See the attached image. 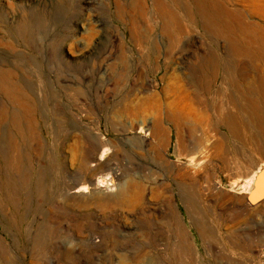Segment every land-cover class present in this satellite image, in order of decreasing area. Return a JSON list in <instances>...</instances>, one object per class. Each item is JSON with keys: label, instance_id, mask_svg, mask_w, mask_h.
I'll return each mask as SVG.
<instances>
[{"label": "rangeland", "instance_id": "1", "mask_svg": "<svg viewBox=\"0 0 264 264\" xmlns=\"http://www.w3.org/2000/svg\"><path fill=\"white\" fill-rule=\"evenodd\" d=\"M197 1L0 0V264H264V200L245 202L264 154L213 112L219 102L234 112L221 88L238 95L258 70L229 55L232 77L214 80L205 107L194 102L183 76L225 53ZM216 1L264 27V0ZM161 7L189 31L168 38ZM181 169L211 174L214 189L200 186L192 215L179 201ZM71 185L129 191L75 205L64 195ZM176 211L180 226L166 222Z\"/></svg>", "mask_w": 264, "mask_h": 264}, {"label": "bare ground", "instance_id": "2", "mask_svg": "<svg viewBox=\"0 0 264 264\" xmlns=\"http://www.w3.org/2000/svg\"><path fill=\"white\" fill-rule=\"evenodd\" d=\"M195 1H196V3L199 2L197 0H195ZM203 1H206V3H208L207 4L208 12L205 14H202L200 17V20H204V22L202 21V23L205 26L204 27L205 32H209L212 35L217 34L218 38H222L224 40L225 47L223 49L225 50V53L224 54L222 53L221 56H223V57H220V54H219V56H217V58L220 57L219 60H217V58L212 55V58H209V60H207L203 64L198 65V69H197L198 72L196 75H194V77L183 76V79L185 80L184 81L185 87H186L185 90L187 89L186 91H188V90L191 91L194 102L197 105H201V106L203 105L202 107H205L204 106V100L208 96L210 97L209 94H211V90H212V87L214 85V80L219 79L220 81H218V82H221V84L222 83L224 84L223 81L228 82L229 78L232 77V72H233L232 69L233 68L230 65V62L227 60V57L229 55H232L233 57H235V59H238V58L249 59V61L252 62L258 70V72H256V74H257L256 80H248L244 84L245 91H242L239 94L237 93L238 95L232 94L230 92L228 94V91L224 90V87L226 89V86L221 88V89H223L224 92L220 91V90H216L215 92L217 93V95H213V96L219 97L220 94L218 95V93L223 92L224 94H222V95L226 94L225 96L228 97V99L230 100L229 104H232V105L234 104V105H238V106H237V108L234 106L236 108V110L234 112H231L232 110L230 109L229 105H228V107L231 111L230 110L228 111L227 110L228 107L227 108L224 107V105L222 103L219 102V104L217 103L218 104L217 105L214 102L215 107H214L213 112H215L216 118H217L214 121L218 122L219 124H222L223 126H225V128L227 127L229 129V131L232 132V134H234V135H238V131L240 130V127L243 126L242 129L244 128V130L246 131L245 137L247 136V139H248L247 141H249V142L251 141L255 145L253 147L254 148L253 150H255L259 154H264V27H261V26H258L256 24H252V23H248V22L244 21L240 12H238V11L233 12L234 10L232 12H230L231 10H229V11L226 10V8L223 5H220L218 3V1H216V0H203ZM200 3H203L202 0H200ZM203 8H205V7L204 6L201 7V9H203ZM161 10H162L161 12H163V17L167 18V20H168L166 26L164 27V33L166 34V36L168 38H176L181 33L189 31V30L186 31L184 29L182 23H180L181 21L179 19V16H177V14L167 11V9L165 7H161ZM184 15L186 18H189V20L190 19L192 20V17H195L194 14H192V13H186ZM191 15H192V17H191ZM187 29H189V28H187ZM215 55H216V53H215ZM182 75H184V74H182ZM216 93H214V94H216ZM251 93H256V95L259 97L260 100L258 102H255L254 99L253 100L248 99V97L251 96L250 95ZM247 95H248V97H247ZM252 96L254 97V95H252ZM257 96H256V98H257ZM226 97H224L225 100H226ZM236 97L238 99L240 97V100H237ZM214 100H219V99L216 98V99H213V101ZM227 103L225 104V106L227 105ZM210 105H212V104H210ZM173 120H174V124H175L176 128H178L180 123H181V120L180 119H173ZM249 123L255 124L259 130L258 133H260L261 135L260 134L256 135L257 133L253 134L252 133L253 131L250 130V128H248ZM212 126H214V125H212ZM215 126H216V124H215ZM153 127L155 128V129L153 128V130H152V132L154 131L153 134L155 133L156 135H164V127H162V124L160 122H156ZM240 133H242V132H240ZM179 136H182V135L179 134ZM157 137H159V136H157ZM240 137H243V136H239V138ZM178 143H179V145H182L184 143L183 139L179 138ZM103 157H105V156H102V158ZM191 161H192V159H191ZM202 161L204 163L205 159H203ZM13 162H15L17 164V162L15 160H12V164H13ZM229 163H231V162H229ZM223 166L224 167L228 166V168L230 167L229 169H231V168L233 169V167H234V165H231V164H225ZM200 169L205 170L204 166H202V168H200ZM223 169H225V168H223ZM198 171H200V170L188 171L187 169H185V170L181 169L176 173V175H177L176 178L178 177L182 181V184H183L182 186L178 187V188H180V190L183 193V195L180 196V198H179L180 205L183 207L184 211L186 213H188V215H192L193 211L196 208V203H197V201H196L197 199L195 196L196 193H199L200 189H202V188H204L205 192L208 191V189H210V190H211V188L214 189V187L209 185L210 184L209 178L211 177L210 171H207L208 174L201 175V177L198 176ZM260 176L261 175H259V177ZM263 177L264 176H262L260 179H262ZM244 181L245 180H243L241 183L240 181L235 180L233 182V185L235 187L240 186V188H242L243 183H245ZM259 181H258V186L260 187ZM102 183H103L102 180L99 181V184H102ZM88 184H90L91 185L90 187H92L95 190L96 186H98L97 185L98 181L91 178L88 181ZM202 184H204V187L201 188L200 186ZM87 185L86 186L77 185L76 187L72 186V185L69 187L67 186L68 188L66 189L65 194H64L66 196V201L69 203L71 202L72 204H75V205H82L86 201L85 198L87 197L89 199L96 200L97 203L98 202L104 203V201L116 202L117 200L123 199L124 195H126L129 191V189L124 188V189H122V191L118 190L116 195H110V196H103L102 197V196H96L95 191H89V189H88L89 186H87ZM179 185H181V184H179ZM38 186H42V185L38 184ZM208 187H210V188H208ZM259 187H258V189H259ZM72 189H73V192H70ZM133 189H135V191L137 192V196L135 197L136 201H140L141 193H140L139 187L137 185H135L133 187ZM86 192H87V194H85ZM201 192H202V190H201ZM239 193H241V192H239ZM74 198H76V199H74ZM178 213L179 212H177V211L171 212V215H169V217L167 215V218L169 220L167 219L166 222L170 223V224L172 223L173 225H176V226H180V220L181 219H180V216L178 215ZM207 233L210 234L213 232H211L210 230H207L206 232L202 231L200 234L205 235ZM38 238L40 239L39 236H38Z\"/></svg>", "mask_w": 264, "mask_h": 264}, {"label": "water", "instance_id": "3", "mask_svg": "<svg viewBox=\"0 0 264 264\" xmlns=\"http://www.w3.org/2000/svg\"><path fill=\"white\" fill-rule=\"evenodd\" d=\"M260 187L259 189L255 190L252 194L245 197V202L247 204L253 205L264 200V177L260 179Z\"/></svg>", "mask_w": 264, "mask_h": 264}]
</instances>
